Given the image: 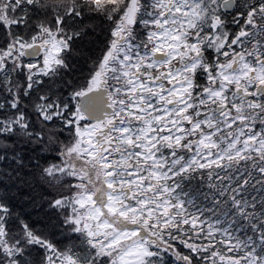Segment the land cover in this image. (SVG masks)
I'll list each match as a JSON object with an SVG mask.
<instances>
[{
  "label": "snow or ice",
  "instance_id": "6c2138e0",
  "mask_svg": "<svg viewBox=\"0 0 264 264\" xmlns=\"http://www.w3.org/2000/svg\"><path fill=\"white\" fill-rule=\"evenodd\" d=\"M0 264H264V0H0Z\"/></svg>",
  "mask_w": 264,
  "mask_h": 264
}]
</instances>
